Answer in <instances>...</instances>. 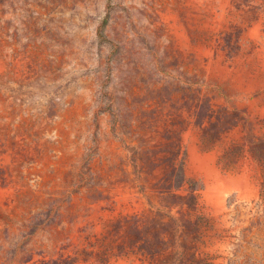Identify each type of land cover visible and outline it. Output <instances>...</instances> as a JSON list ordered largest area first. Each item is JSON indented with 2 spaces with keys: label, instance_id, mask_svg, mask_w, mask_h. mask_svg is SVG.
Instances as JSON below:
<instances>
[{
  "label": "rangeland",
  "instance_id": "obj_1",
  "mask_svg": "<svg viewBox=\"0 0 264 264\" xmlns=\"http://www.w3.org/2000/svg\"><path fill=\"white\" fill-rule=\"evenodd\" d=\"M59 257L264 264V0H0V264Z\"/></svg>",
  "mask_w": 264,
  "mask_h": 264
},
{
  "label": "trees",
  "instance_id": "obj_2",
  "mask_svg": "<svg viewBox=\"0 0 264 264\" xmlns=\"http://www.w3.org/2000/svg\"><path fill=\"white\" fill-rule=\"evenodd\" d=\"M30 259L26 260L24 263H28ZM38 264H75L74 260L70 259V258H63V257H59L57 259H49V260H42L39 261Z\"/></svg>",
  "mask_w": 264,
  "mask_h": 264
}]
</instances>
